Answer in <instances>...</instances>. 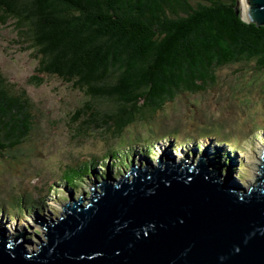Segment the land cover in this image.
Returning a JSON list of instances; mask_svg holds the SVG:
<instances>
[{
  "label": "trees",
  "instance_id": "1",
  "mask_svg": "<svg viewBox=\"0 0 264 264\" xmlns=\"http://www.w3.org/2000/svg\"><path fill=\"white\" fill-rule=\"evenodd\" d=\"M239 1L0 0V22H14L21 42L39 56L40 72L89 96L72 118L81 119L80 129L120 137L135 124L163 115L179 97L214 88L223 68L252 64L264 70V27L241 18ZM102 103L107 108H99ZM33 107L27 91L17 90L0 68V160L31 137ZM164 131L168 138L183 135ZM215 135L222 136L218 130ZM130 153L125 161L120 152L103 157L107 164L101 168L129 169L139 154ZM96 162L67 166L65 187L79 191L99 177ZM13 204L21 208L19 215L40 205Z\"/></svg>",
  "mask_w": 264,
  "mask_h": 264
},
{
  "label": "rangeland",
  "instance_id": "2",
  "mask_svg": "<svg viewBox=\"0 0 264 264\" xmlns=\"http://www.w3.org/2000/svg\"><path fill=\"white\" fill-rule=\"evenodd\" d=\"M17 33L13 21L0 22V68L17 90L27 91L34 105L36 126L20 149L0 160V209L5 210L0 213V231L6 229L11 239L26 233L28 251H38L47 241L41 227L43 219L62 218L63 207L72 196L85 199L87 204L93 183L101 182L103 173L117 179L129 173L130 169L120 165L112 171L101 168L107 164L101 162L102 158H110L112 153L120 152L125 161L124 155L130 157V151H137L136 162L143 159L153 163L162 155L197 162L208 154L223 178L247 189L258 185L264 152V70L252 64L223 68L218 84L206 93L181 96L166 107L163 115L135 124L120 137H111L101 130L80 129L81 119L77 123L78 118H72L89 96L58 77L40 72L39 56L21 42ZM107 106L99 104L101 109ZM164 130L183 135L168 138ZM217 130L222 136L213 137ZM198 133L210 136L200 137ZM187 135L190 138L185 139ZM162 137L167 139L159 142ZM225 140L230 145L223 144ZM143 144L151 146L142 148ZM219 153L225 157L220 159ZM94 159L99 177L88 180L79 191L65 187L67 166L92 163ZM19 200L27 208L40 205L34 212L28 208L30 213L19 215L21 208L13 204Z\"/></svg>",
  "mask_w": 264,
  "mask_h": 264
},
{
  "label": "water",
  "instance_id": "3",
  "mask_svg": "<svg viewBox=\"0 0 264 264\" xmlns=\"http://www.w3.org/2000/svg\"><path fill=\"white\" fill-rule=\"evenodd\" d=\"M240 2L241 18L264 27V0ZM262 155L250 189L223 178L208 154L134 162L93 183L89 203L72 196L62 218L43 219L38 251L27 250L26 233L11 239L1 228L0 264H264Z\"/></svg>",
  "mask_w": 264,
  "mask_h": 264
},
{
  "label": "bare ground",
  "instance_id": "4",
  "mask_svg": "<svg viewBox=\"0 0 264 264\" xmlns=\"http://www.w3.org/2000/svg\"><path fill=\"white\" fill-rule=\"evenodd\" d=\"M240 4H241V6H242V11H243V18H244L245 20H247L245 6H244L242 3H240Z\"/></svg>",
  "mask_w": 264,
  "mask_h": 264
}]
</instances>
